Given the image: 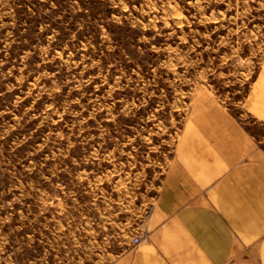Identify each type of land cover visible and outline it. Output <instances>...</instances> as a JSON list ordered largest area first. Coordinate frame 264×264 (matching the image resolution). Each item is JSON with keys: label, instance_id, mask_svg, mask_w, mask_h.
Masks as SVG:
<instances>
[{"label": "rangeland", "instance_id": "1", "mask_svg": "<svg viewBox=\"0 0 264 264\" xmlns=\"http://www.w3.org/2000/svg\"><path fill=\"white\" fill-rule=\"evenodd\" d=\"M207 108L264 152V0H0V264L145 237Z\"/></svg>", "mask_w": 264, "mask_h": 264}, {"label": "crops", "instance_id": "2", "mask_svg": "<svg viewBox=\"0 0 264 264\" xmlns=\"http://www.w3.org/2000/svg\"><path fill=\"white\" fill-rule=\"evenodd\" d=\"M200 112L145 237L107 264H264V152L221 108Z\"/></svg>", "mask_w": 264, "mask_h": 264}, {"label": "built area", "instance_id": "3", "mask_svg": "<svg viewBox=\"0 0 264 264\" xmlns=\"http://www.w3.org/2000/svg\"><path fill=\"white\" fill-rule=\"evenodd\" d=\"M138 242H139V236H134V237L132 238V243L136 244V243H138Z\"/></svg>", "mask_w": 264, "mask_h": 264}, {"label": "trees", "instance_id": "4", "mask_svg": "<svg viewBox=\"0 0 264 264\" xmlns=\"http://www.w3.org/2000/svg\"><path fill=\"white\" fill-rule=\"evenodd\" d=\"M130 3V2H129Z\"/></svg>", "mask_w": 264, "mask_h": 264}]
</instances>
